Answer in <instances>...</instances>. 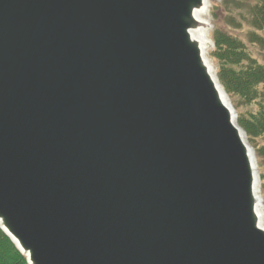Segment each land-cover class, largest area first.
Masks as SVG:
<instances>
[{
    "label": "water",
    "instance_id": "95a60500",
    "mask_svg": "<svg viewBox=\"0 0 264 264\" xmlns=\"http://www.w3.org/2000/svg\"><path fill=\"white\" fill-rule=\"evenodd\" d=\"M204 7L0 0V231L26 264H264Z\"/></svg>",
    "mask_w": 264,
    "mask_h": 264
},
{
    "label": "rangeland",
    "instance_id": "374dc122",
    "mask_svg": "<svg viewBox=\"0 0 264 264\" xmlns=\"http://www.w3.org/2000/svg\"><path fill=\"white\" fill-rule=\"evenodd\" d=\"M257 3L258 0H211L209 14L206 17L210 26L208 36L210 47L207 49L206 55L215 72L220 68V63L212 57L215 50L213 36L216 33L228 35L241 44L242 61L232 66L234 70L239 71L250 65L264 66V50L258 40V38H264V30L255 28L252 20V11ZM256 89V97L247 102L239 96L228 97L237 117L241 114L244 116L255 114L261 106H264V100L260 96L262 87L258 86ZM249 96L251 97V94ZM248 142L256 160L264 212V162L256 155L257 149L264 146V134L255 138L254 141L248 139Z\"/></svg>",
    "mask_w": 264,
    "mask_h": 264
},
{
    "label": "trees",
    "instance_id": "16d2710c",
    "mask_svg": "<svg viewBox=\"0 0 264 264\" xmlns=\"http://www.w3.org/2000/svg\"><path fill=\"white\" fill-rule=\"evenodd\" d=\"M252 12L253 26L264 30V0H258ZM258 40L264 50V38ZM213 41L215 50L212 57L220 63L217 76L227 95L239 96L247 102L256 97V88L261 86L260 96L264 100V66L250 65L236 71L232 66L242 61L241 44L223 33H216ZM238 124L245 131L247 138L254 141L264 134V106H261L255 114L238 116ZM256 155L264 162V146L257 149ZM0 264H26L25 259L1 231Z\"/></svg>",
    "mask_w": 264,
    "mask_h": 264
},
{
    "label": "bare ground",
    "instance_id": "6f19581e",
    "mask_svg": "<svg viewBox=\"0 0 264 264\" xmlns=\"http://www.w3.org/2000/svg\"><path fill=\"white\" fill-rule=\"evenodd\" d=\"M205 1V7H206V5H207V7H206V9H205V7L203 8V9H201V10H199V11H197L196 13H195V18L198 20V21H200V22H202L204 25H207L208 24V22H207V20L205 19L206 17H207V15L209 14V10H210V7H209V2H210V0H204ZM205 33L202 31V30H200V31H196L195 33L194 32H191V36L199 43V46H200V50H201V52L203 53V49H202V46L204 47L205 46V38H204V35ZM204 59V58H203ZM203 65L206 67V68H208V70H209V74L214 78V75H213V73H212V70H211V65L210 64H208L205 60L203 61ZM221 99H222V101L224 102V100H223V97L221 96ZM243 135V134H242ZM243 137H244V135H243ZM256 208H257V206H256ZM256 211H255V215H256V217H257V220H258V227L260 228V229H262L263 231H264V225L262 224V209L261 210H258L257 211V209H255Z\"/></svg>",
    "mask_w": 264,
    "mask_h": 264
}]
</instances>
